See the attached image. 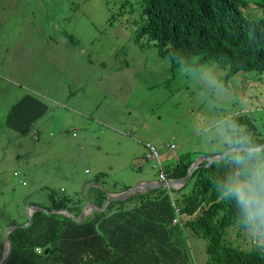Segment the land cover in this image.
<instances>
[{
  "label": "rangeland",
  "instance_id": "1",
  "mask_svg": "<svg viewBox=\"0 0 264 264\" xmlns=\"http://www.w3.org/2000/svg\"><path fill=\"white\" fill-rule=\"evenodd\" d=\"M135 3L0 0V255L6 220L25 223L28 203L47 204L49 191L89 200L86 183L99 177L103 191L123 193L157 180L155 161L154 169L143 160L132 166L136 153L145 154L143 144L155 147L162 167L184 151L194 162L207 154L200 146L206 122L264 109V85L252 74L229 80V92L204 94L191 78L193 65L173 70L146 41L134 44L124 23ZM24 94L48 107L36 121L37 136L6 126L9 108ZM186 183L175 199L188 195L193 181ZM189 239L190 254L202 264L204 242Z\"/></svg>",
  "mask_w": 264,
  "mask_h": 264
},
{
  "label": "trees",
  "instance_id": "2",
  "mask_svg": "<svg viewBox=\"0 0 264 264\" xmlns=\"http://www.w3.org/2000/svg\"><path fill=\"white\" fill-rule=\"evenodd\" d=\"M127 14L124 27L131 31L132 42L142 48L146 41L169 59L171 69L214 63L225 72L220 78L223 90L237 75L252 74L264 85V0H136ZM72 37L68 35V42L75 44ZM47 110L44 102L24 94L9 108L6 126L21 136L38 133L36 121ZM232 118L264 145L263 108ZM195 157L185 151L163 171L171 179H182ZM221 174L217 162L204 161L192 172L188 182L193 184L181 201H171L163 189H152L136 200L112 201L82 223L62 214L36 212L28 227L9 234L11 255L6 264H196L189 238L204 242L202 264H264V253L236 227L233 204L217 198L213 181ZM98 178L89 183L100 186ZM102 189H89V201L99 210L106 201ZM46 198L47 204L34 205L48 212L67 211L75 218L85 202L82 196L54 191ZM174 219L177 223L172 225ZM9 222L17 225L11 218Z\"/></svg>",
  "mask_w": 264,
  "mask_h": 264
},
{
  "label": "clouds",
  "instance_id": "3",
  "mask_svg": "<svg viewBox=\"0 0 264 264\" xmlns=\"http://www.w3.org/2000/svg\"><path fill=\"white\" fill-rule=\"evenodd\" d=\"M190 75L195 84L198 86L199 90L204 94L215 93L219 95L224 91L221 87L220 80L216 72L210 65H200L198 67L193 65L191 67ZM226 90L229 92V89ZM35 132L36 130H32L31 135ZM37 135L38 133L36 132V136ZM143 145L145 148L143 162L150 164L154 169L157 168L154 164L155 161L159 168L157 180L153 179L152 182L170 185V187L164 186L155 189L165 190L169 194V197L172 201L174 195L177 196V193L180 191V189H182L188 180L184 184L174 183L180 179H171L163 171V167L159 161L160 156L157 153L155 147L150 143ZM147 145L152 147V149L155 151L157 154V159H147V155L149 154ZM200 146L202 150L207 153L213 161L217 162L219 167L222 169V174L213 181L217 198L219 200L228 201L233 204L236 213V227L246 235L252 247L256 248L261 253H264V147H262L261 143L254 139V137L244 125L233 119L231 115L218 116L215 119L206 122L205 126H203L201 130ZM168 148L173 150L176 148V146L171 144L168 146ZM190 169L191 166L189 170ZM160 173L165 175V182L159 181L158 176ZM94 186L98 187L99 189L103 188L99 185ZM121 193L122 192L115 194L120 195ZM138 195L142 194L133 196ZM86 201L87 203L89 202L87 199ZM32 208L39 207L28 204L26 213L27 211L29 212L32 210ZM95 211L100 210L97 209ZM34 213H36V211L33 212L32 215ZM87 213L91 214V211H87ZM86 218L87 217L85 216L84 220ZM26 223L27 219L25 223H20L19 225H24ZM175 223H177V219H174L172 222L173 225ZM8 227L13 226L8 224L7 228ZM37 250L40 251V249Z\"/></svg>",
  "mask_w": 264,
  "mask_h": 264
},
{
  "label": "water",
  "instance_id": "4",
  "mask_svg": "<svg viewBox=\"0 0 264 264\" xmlns=\"http://www.w3.org/2000/svg\"><path fill=\"white\" fill-rule=\"evenodd\" d=\"M262 147H264V145H262ZM207 161V164L211 163V162H215L213 161L210 157H200L197 158L195 160V162L191 165V169L187 172V174L185 175L184 178L175 181L174 183H180V184H184L191 176L192 172L196 170L197 166L202 162V161ZM170 187V185H166L163 183H156V182H152V181H148V182H139L137 184H135L133 187L127 189L126 191H124L123 193L119 194H108L106 193V201L103 204L102 209H100V211H103L105 209V207L108 205V203L112 202V201H122L126 198H129L133 195H137V194H144L147 193L148 191H150L151 189H155V188H160V187ZM88 209V210H87ZM91 211V210H97L96 208H94L93 206H91L89 204V202L83 207L82 211H81V215L78 218H75L73 216H71V214H69L67 211H62V210H54L51 212H48L46 210L43 209H39V208H32V210H30L29 212L27 211V223L19 226H13V227H8L5 230V242H4V246H3V253L1 255V259H0V264H6L7 260L9 259L10 255H11V243L9 241V233L14 231V230H18V229H22L25 227H28L31 222V215L33 212H41V213H45V214H52V213H58V214H62L65 217H67L68 219L76 222V223H81L84 220V213L85 211Z\"/></svg>",
  "mask_w": 264,
  "mask_h": 264
},
{
  "label": "crops",
  "instance_id": "5",
  "mask_svg": "<svg viewBox=\"0 0 264 264\" xmlns=\"http://www.w3.org/2000/svg\"><path fill=\"white\" fill-rule=\"evenodd\" d=\"M128 136H129V134H128ZM144 156H145V154L144 153H142V152H138V153H136V157H135V160H133V163H132V166H134L133 164H134V162L135 161H137V162H140V161H142L143 159H144ZM143 164V163H142ZM146 164V163H145ZM89 183V181L86 183V184H88ZM86 184H85V186H86ZM93 185H95V184H93ZM92 184L90 185V188L91 187H95V186H93ZM102 187V186H101ZM109 188V187H108ZM105 189V188H104ZM105 191L108 193V194H115L116 192H113V191H111V190H107V189H105ZM177 196H174L173 197V200H175V198H176ZM130 198V197H129ZM126 199H128V198H126ZM126 199H124V200H122V201H125ZM86 200V199H85ZM90 202V201H89ZM28 204H30V203H28ZM86 204V202H84V205ZM90 204L94 207V208H96L95 206H94V204L92 203V202H90ZM30 205H34V204H30ZM83 205V206H84ZM93 212H95V210H91V214H88L87 213V210L85 211V213H84V216L83 217H91L92 216V213ZM17 216H19V215H17ZM18 218V217H17ZM7 222H9L10 221V218L8 219V220H6ZM9 224V223H8ZM8 224H6L5 226L7 227L8 226ZM2 253H3V251H2ZM2 255V254H1ZM1 255H0V258H1Z\"/></svg>",
  "mask_w": 264,
  "mask_h": 264
},
{
  "label": "built area",
  "instance_id": "6",
  "mask_svg": "<svg viewBox=\"0 0 264 264\" xmlns=\"http://www.w3.org/2000/svg\"><path fill=\"white\" fill-rule=\"evenodd\" d=\"M147 148L149 149V154L147 155V159L148 160H152V159H157V154L155 153V151L152 149V147L147 145ZM159 181L161 182H165V175L163 173H160L159 176ZM38 253L40 252L39 250H36Z\"/></svg>",
  "mask_w": 264,
  "mask_h": 264
}]
</instances>
